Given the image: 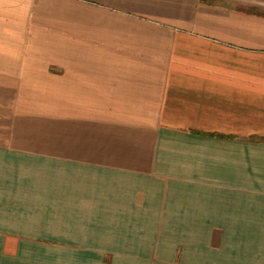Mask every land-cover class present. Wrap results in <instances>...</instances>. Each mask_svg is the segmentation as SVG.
Masks as SVG:
<instances>
[{"label": "crops", "instance_id": "0c3cea01", "mask_svg": "<svg viewBox=\"0 0 264 264\" xmlns=\"http://www.w3.org/2000/svg\"><path fill=\"white\" fill-rule=\"evenodd\" d=\"M0 264H264V0H0Z\"/></svg>", "mask_w": 264, "mask_h": 264}]
</instances>
